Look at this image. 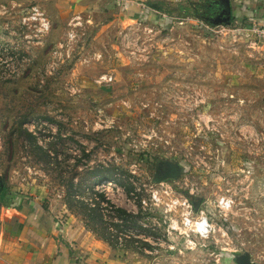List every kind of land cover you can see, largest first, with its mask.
<instances>
[{
	"label": "rangeland",
	"instance_id": "obj_1",
	"mask_svg": "<svg viewBox=\"0 0 264 264\" xmlns=\"http://www.w3.org/2000/svg\"><path fill=\"white\" fill-rule=\"evenodd\" d=\"M222 1L0 0L8 190L111 237L137 264H236L243 253L264 264V0H232L234 21L217 23L209 4ZM165 161L179 178L157 180ZM109 171L115 181H95ZM186 199H201L210 237L183 227Z\"/></svg>",
	"mask_w": 264,
	"mask_h": 264
},
{
	"label": "crops",
	"instance_id": "obj_2",
	"mask_svg": "<svg viewBox=\"0 0 264 264\" xmlns=\"http://www.w3.org/2000/svg\"><path fill=\"white\" fill-rule=\"evenodd\" d=\"M38 199L8 190L0 201V264H137L135 252L121 257L108 241ZM141 262L149 264L145 257Z\"/></svg>",
	"mask_w": 264,
	"mask_h": 264
},
{
	"label": "clouds",
	"instance_id": "obj_3",
	"mask_svg": "<svg viewBox=\"0 0 264 264\" xmlns=\"http://www.w3.org/2000/svg\"><path fill=\"white\" fill-rule=\"evenodd\" d=\"M47 27V25H45ZM150 198L155 206H159L161 204V193L159 190H152L150 193ZM179 200L172 201L166 208V212H171L174 209V206L179 204ZM233 201L228 197H219L216 200L217 208L222 212H229L232 208ZM183 224L189 230H193L201 237H207L208 231L211 228V225L208 220V216L204 213H201L200 217L193 221L189 218V215L186 214L183 218ZM169 228L172 230H180V225L174 218H169Z\"/></svg>",
	"mask_w": 264,
	"mask_h": 264
},
{
	"label": "water",
	"instance_id": "obj_4",
	"mask_svg": "<svg viewBox=\"0 0 264 264\" xmlns=\"http://www.w3.org/2000/svg\"><path fill=\"white\" fill-rule=\"evenodd\" d=\"M220 1V0H217ZM227 4V9L223 10V14H226L227 17L224 19H218L217 23L225 22L230 23L232 20V5L230 0H223ZM165 165V170L162 171L161 175L158 176L157 180H169V179H177L183 172L182 166L178 163H174L172 161H165L163 163ZM200 201L193 202V207L195 212L199 210ZM236 264H257L255 261L252 260V257L248 253H243L235 257Z\"/></svg>",
	"mask_w": 264,
	"mask_h": 264
},
{
	"label": "trees",
	"instance_id": "obj_5",
	"mask_svg": "<svg viewBox=\"0 0 264 264\" xmlns=\"http://www.w3.org/2000/svg\"><path fill=\"white\" fill-rule=\"evenodd\" d=\"M148 6L149 7H151V8H153V9H161V5L160 4H158V3H149L148 4ZM23 132H27L28 133V135L30 136V137H33V135L29 132V131H27L26 129H24V131ZM99 171H100V169L98 170V169H96L94 172L96 173V174H98L99 173ZM94 172H93V174H94ZM96 174H94L95 175V181H99V179L101 180V181H115V179L112 177V174H110V171L108 172V174H102L101 176H100V174L99 175H96ZM7 193H8V188H7V186L2 182V180L0 179V201H3L5 198H6V196H7ZM118 211L123 215V216H121V217H124V219H125V221L127 222V221H129V220H127V218L129 219V217H133V215H131L127 210H125V209H118ZM97 214V219L98 220H100L101 219V217L98 215V213H96ZM119 226V225H118ZM107 238V240H108V242L110 241V242H112L113 243V245H115L114 244V242L113 241H111V237H105V239Z\"/></svg>",
	"mask_w": 264,
	"mask_h": 264
},
{
	"label": "built area",
	"instance_id": "obj_6",
	"mask_svg": "<svg viewBox=\"0 0 264 264\" xmlns=\"http://www.w3.org/2000/svg\"><path fill=\"white\" fill-rule=\"evenodd\" d=\"M103 79H106V77H104ZM184 205H185V209H186V211H185V213H184V217H185L186 214H188V215H189V218H190L191 220H193V221L197 220V219L200 217L201 213L206 214V211H205L204 208H202L201 206H199V210H198L197 212H195L194 207H193V201L190 200V199H186L185 202H184ZM208 220H209V219H208ZM209 223H210V221H209ZM183 225H184V224H183ZM210 225H211V228L209 229V231H208V235H207L206 238L210 237V234H211L212 231L214 230L213 224L210 223ZM183 227L186 228L185 225H184ZM186 229H187V228H186ZM188 230H189V229H188ZM190 231H192V232L196 235V237H200V238L205 239V237H201V236L199 235V233H197V232H195V231H193V230H190ZM117 238H118V236H117ZM189 243H190V244H194L193 246H196V245H197V243H196L195 241L191 240V239L189 240Z\"/></svg>",
	"mask_w": 264,
	"mask_h": 264
},
{
	"label": "flooded vegetation",
	"instance_id": "obj_7",
	"mask_svg": "<svg viewBox=\"0 0 264 264\" xmlns=\"http://www.w3.org/2000/svg\"><path fill=\"white\" fill-rule=\"evenodd\" d=\"M222 5H224V6H226L227 4H226V2L225 1H222V2H220V3H214V2H211L210 4H209V8L211 9V11H212V15L214 16L215 15V18L218 20V19H224L225 17H227V15L226 14H222V10H223V6ZM232 6H233V4H231ZM226 8V7H225ZM232 9L234 10V8L232 7ZM225 10V9H224ZM232 10V11H233ZM233 13H234V11H233ZM232 22L234 21V16H232V20H231ZM165 170V166L163 165V171ZM195 201H200V205L199 206H202L201 204H202V201H201V199H196V200H193V202H195Z\"/></svg>",
	"mask_w": 264,
	"mask_h": 264
}]
</instances>
